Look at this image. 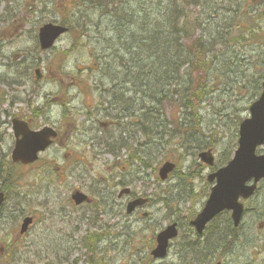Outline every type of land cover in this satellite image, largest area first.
I'll use <instances>...</instances> for the list:
<instances>
[{"label": "rangeland", "instance_id": "374dc122", "mask_svg": "<svg viewBox=\"0 0 264 264\" xmlns=\"http://www.w3.org/2000/svg\"><path fill=\"white\" fill-rule=\"evenodd\" d=\"M66 1L61 0L60 6L66 5ZM125 1L112 0L111 10L117 7L118 12L125 13ZM151 1L135 0L129 7L147 8ZM193 1L195 4H188L185 9L190 17L188 24L193 25L197 16L206 22L195 29L194 36L210 33L212 24L208 18L212 17L209 16L212 11L208 15L201 7L208 2L209 6L220 7L213 11V14L219 13L220 21L216 23L220 24V31L224 26L241 25L239 20L234 21L236 13L227 10L236 0ZM84 5L81 13L75 9L79 11L76 18L82 15L79 27L75 24L73 31L61 37L53 49L43 51L38 43L37 28L48 22L59 23L68 12L58 9L54 0H0V74L8 75L7 87L0 86L3 102L0 103V131L6 133L0 143L3 158L7 160L14 145L11 121L14 117L31 121L34 129L48 124L60 131L57 143L41 156L39 163L13 170L14 178L7 188L0 219V264H187L192 260L196 264H214L219 260L223 264H264V224L261 226V222L264 223V181L256 196L246 202L247 212L240 231L250 242L253 239L254 246L229 254L219 248V252L200 261L199 257L188 253L192 247H197L188 223L201 210L210 192L206 177L211 168L198 156L208 148L196 149L186 145L188 139L185 143L182 137H170L178 129L175 130L172 123L179 125L184 119L181 111L172 112L177 106L175 103L164 104L161 121L152 116L151 127L158 131L156 140L149 141L137 134L140 140L135 143H140L137 160L131 158L123 146L134 145L128 138L127 124L132 126V133L138 130L132 118L135 111H139L137 108L149 107L147 100L140 105L137 102L135 107L112 105L107 111L111 114L110 120L119 115L127 116L120 119L119 128L114 126L103 131L98 122L90 119L97 115L99 102L114 96L106 90L114 77H108L102 70L96 71L100 56L108 58L100 60L103 68L111 64L113 42L103 38H111V22L107 20L109 27L97 26L102 10L93 12L88 4ZM247 6L264 12V0H246L244 7ZM66 8L70 10L69 5ZM201 11L204 14L200 17ZM247 12L250 11H243ZM258 26L263 32L264 14ZM82 30L84 35H81ZM243 30V25L229 29L234 35L229 36L227 42L224 37L225 42L216 45L211 56L215 60L212 68L223 71L218 74L221 81L208 85V90L213 92L202 103L196 120L198 142L201 146H213L215 168L232 159L238 146L241 120L249 117L251 97L261 89L264 80V42L255 43L249 33L243 35ZM260 30L254 33L260 35ZM39 67L43 79L35 82L33 70ZM213 69L211 74H215ZM112 70L118 72V68ZM141 115L142 110L138 113ZM188 116L191 118L192 113ZM97 117L108 119L104 111ZM103 142L115 153L108 152ZM141 160L146 163H140ZM167 160L176 164L177 171L161 181L159 167ZM196 165L200 166L195 168ZM110 176L113 182H107ZM125 186H129L135 196L150 198L148 205L133 216L126 214L130 197L119 199L117 194ZM79 188L95 199L93 205H74L70 196ZM145 211L150 216L144 218ZM26 215H32L35 221L21 237L18 231ZM172 222L180 225V238L172 244L167 258L156 261L150 256V247L157 232ZM91 235L97 236L86 239ZM211 235L206 237L210 239ZM91 243L98 246V254L90 250ZM237 243L243 242L239 240L234 244Z\"/></svg>", "mask_w": 264, "mask_h": 264}, {"label": "water", "instance_id": "95a60500", "mask_svg": "<svg viewBox=\"0 0 264 264\" xmlns=\"http://www.w3.org/2000/svg\"><path fill=\"white\" fill-rule=\"evenodd\" d=\"M40 31V43L42 48L46 49L54 44V41L66 31V28L48 24L42 27ZM250 111H252V118L245 120L241 125L240 148L235 154V159L226 168L214 175L219 179V184L213 188L211 198L201 215L192 221V224L200 232L205 228L206 223L224 208L233 209V217L238 222L243 212L241 210L242 205L238 203V197H249L256 189V185L247 187L245 185L246 181L255 178V182H258L264 177V156L255 155L256 147L264 144V93L260 100L252 105ZM15 132L17 136L22 134L23 137L17 141L12 154L13 159L24 163L35 160L38 156L37 152L51 143L49 138L56 136V132L49 128H44L42 132L30 131L27 125L20 121H16ZM201 157L206 162L212 163V157H209V154H202ZM171 168L170 164H165L162 169V176L165 177ZM75 199L78 203L82 200V197L78 195L75 196ZM2 202L3 195L0 194V206ZM140 203H142L140 200L134 201L130 204L128 211L131 212ZM25 221L24 229L31 220L26 219ZM176 235V225L169 226L166 231L161 232L158 235L159 245L154 252L155 256H163L169 239Z\"/></svg>", "mask_w": 264, "mask_h": 264}, {"label": "trees", "instance_id": "16d2710c", "mask_svg": "<svg viewBox=\"0 0 264 264\" xmlns=\"http://www.w3.org/2000/svg\"><path fill=\"white\" fill-rule=\"evenodd\" d=\"M83 3L92 2L93 0H82ZM105 2L106 17L108 15H114L115 12L109 10V5L113 4L112 0H103ZM174 1V0H171ZM176 1V0H175ZM81 0H68V5L77 4ZM148 4V5H147ZM147 8L142 9L144 12V18H142L141 23L135 30H130L128 33L131 38L134 39L137 47L136 51L142 52L139 55V58L142 60V64L138 65L140 68H145L146 65L143 64L146 61V64L150 66L158 65L157 71L165 73L167 76L169 73H172L175 70L174 63L177 61L179 56L185 58L184 66L187 65V68L183 69L181 75L186 78H192L194 84L185 79L184 85H181L183 90L188 91L189 96L186 98V101L189 102L193 107V103L196 105V108L193 109L191 113L199 117L198 107L202 100L199 101L201 93L198 89L202 84V78L204 79L206 75L212 72V63L209 62V59L205 57L207 54L212 55L213 51L218 45V40H221V43L224 42L221 34H216V27L211 26L212 31L208 34L207 39L195 38L194 31L198 27H202V23L199 18L196 19V22L193 25H189V16L185 13L184 19L177 21L176 17L173 14L168 13V9L160 4V1H151L147 3ZM109 10V11H108ZM133 7L130 6V10H127V14L133 13ZM64 22H67L65 20ZM249 24V22H248ZM247 24V25H248ZM252 24H254L252 22ZM255 30L254 26H250L247 29V33H250L253 36L256 34L253 32ZM219 33V32H218ZM119 42L122 43L123 39L118 37ZM119 50L118 43H116ZM115 50V48L113 47ZM212 49L211 53L210 50ZM115 50V51H116ZM123 50H126L123 47ZM128 51V50H126ZM129 52V51H128ZM130 53V52H129ZM131 54V53H130ZM133 56V54H131ZM135 59L136 57L133 56ZM148 57L152 59L149 63ZM212 59V58H211ZM207 60V61H206ZM152 67V66H151ZM152 68L150 70L154 72ZM142 71V70H141ZM155 86L160 90L164 85V81L158 77L154 79ZM207 95V94H206ZM171 102V101H170ZM179 102V101H177ZM184 101H181L183 105ZM5 171H0V177Z\"/></svg>", "mask_w": 264, "mask_h": 264}, {"label": "bare ground", "instance_id": "6f19581e", "mask_svg": "<svg viewBox=\"0 0 264 264\" xmlns=\"http://www.w3.org/2000/svg\"><path fill=\"white\" fill-rule=\"evenodd\" d=\"M133 2H135V0H126L125 3L123 2L124 8L126 10H130L129 4H131ZM188 2H192V0H176V1L175 0L174 1L162 0V1H160V3L164 7H166L168 9V13L169 14H173L176 17L177 21H181V19H184V15L186 13L185 12L186 6L188 4H190ZM210 4L211 3H209V2L207 4L204 3L203 6H201V7L203 9H205V11H206V13H208V15L212 11L211 12L212 14L209 15V16L213 17V22H215V21L219 22L220 18L217 17V15L219 13L218 12H214V14H213V11L216 9L217 6L215 5L214 7H212V6H209ZM88 5L91 8L93 7V8H96V9L100 10V11L102 10V12H104L106 14L105 7H107V6L105 5V2L103 0H93ZM84 6H86V5L81 3L76 8L77 9H81V8H84ZM103 6H105V7H103ZM205 6H206V8H205ZM226 7L227 6H225V8ZM225 8H224V10H225ZM219 9H220V7L218 6L217 10H219ZM133 11H134L133 13H130L128 15L129 17L126 19L125 25L124 26L120 25L122 29L119 32L116 33L119 36H123V34L126 31V29L127 30H129V29H137V27L139 26V24L142 21V18H144V12H143L142 8H137V9H134ZM234 12H236L237 18L241 19V16H240L241 12H240V10H239V8L237 6H236ZM203 14L204 13L201 11L199 16L201 17ZM257 29L259 31L262 28H261V26H259ZM260 32H261V30H260ZM261 33H262L263 39H264V31L261 32ZM84 34H85V31L82 30L81 35H84ZM195 38H199V39H203L204 40V39L208 38V35L204 33L203 35H200L198 37L195 36ZM123 39H124L123 40L124 48L126 50H128L131 54H133V56H135L136 58H139V55L142 52H140V50L136 51L135 47H137V45H136L134 39L131 38L129 34H127L126 37H124ZM218 43H221V40H218ZM118 46L121 47V44L118 43ZM211 51H212V49L210 50V53H211ZM214 51H213V53H214ZM211 56H210V54H207L205 57L207 58V60L209 59V62H214L215 60L211 59L212 58ZM147 60L149 61V63L151 61H153L149 57H148ZM184 60H185L184 57L179 56L177 58V61L174 63L175 70H173L172 73H169L167 76L165 75V73H161L160 74V71H157L158 65L154 66V69H153V65L152 64L149 66L150 68H152L154 70V72H152V75L150 76V78L147 80L148 83H147V86H146V89L149 91V97L146 100H147V103L149 104V115L151 117L153 116L154 118H156V119L161 121L163 113H164V110H163L164 104H166L167 102H170V101H173V102L174 101L175 102L184 101L183 105L181 107V111H182V113L184 114L185 117H189L188 113L192 112L193 109L196 108V105L194 103H193V105H194V107H193L189 102L186 101V98L189 96L188 91L183 90V88L181 87V85H184L185 79L188 80L189 82H191L192 84H194V80L192 78H186V77H183L181 75L182 68L184 67V64H183ZM118 69L122 70L123 68H122V66H118ZM139 69L142 70V71L148 70L146 68H139ZM213 70H214L215 74H211L210 73V74L206 75L204 79L202 78V80H203L202 84L200 85V88L198 87V89H199V91L201 93V96L198 97V98H199V101L202 100L201 102H204L206 97L209 96L210 90H208L209 89L208 85L214 86L219 81H221L219 79V75L218 74H222L223 71H219L218 68H215ZM157 77L164 81L163 82L164 85H163L162 89H160V90L157 88V86L154 87L155 86L154 79L157 78ZM206 94H208V95H206ZM251 100H253V102H254L256 100L255 96H252ZM186 119H188V121L191 122L190 124H192L190 126V129H188L186 131H182V125L179 124L178 129L175 131L174 134H170V137H175V138L176 137H182L183 139H185V143H186V140L188 139L186 145H189V146L194 147L196 149H198V148L203 149V146H201V144L198 142V139H197L198 127H197L196 121H193L190 118H186ZM123 133L126 134V132H123ZM156 134H158L157 129L153 128V127H150V137L152 138V140L153 139L156 140V138H157ZM139 157H140V153L136 151L134 160H137ZM199 157H201V156H199ZM201 158H203V157H201ZM140 163L143 164L145 162L143 160H141ZM198 166H200V165H198ZM198 166L196 165L195 168H197ZM221 170H216V171L220 172ZM110 178H111V176L107 178V182H111L112 181V178L111 179ZM10 182H11V180H10ZM256 194L254 195V197L256 196ZM241 210L245 212L246 211V205L243 206ZM226 223H228L231 227H234L235 225H239V222H237L235 220V218H233V217L228 218ZM189 230H191V232L194 235V237L198 238V239H200L202 237H206V236L209 235V231L205 230V229H203L200 232L197 227H190ZM229 233L232 234L230 229H229ZM52 234L54 235V232ZM234 236L238 239V241L240 240L243 243L231 244L230 240H226L222 247L227 246V249H229V251H227L226 253H228V254L233 252V251H235L236 249H241V250L244 249L245 250V249H247V247H250V246L252 247V246L255 245V244L253 245V243H254L253 239L250 242L249 241L250 239L248 238L249 239L248 240L247 237H245V236H241V235L240 236L239 235H234ZM226 237L227 236H225L224 239H226ZM204 246H205L204 249L210 251L212 255H214V253L219 252V250H220L218 248H215V246L210 245L209 243H206ZM97 248H98V246L96 247L94 244L91 243L90 250L92 251L93 254H98ZM199 248L201 249L200 246L191 248L190 251H188V253L189 254L193 253L195 255L199 254L200 253L199 252L200 251ZM261 253H263V252H261ZM219 262H222V261L219 260ZM187 264H195V263L192 260V262H189Z\"/></svg>", "mask_w": 264, "mask_h": 264}, {"label": "flooded vegetation", "instance_id": "af4514ba", "mask_svg": "<svg viewBox=\"0 0 264 264\" xmlns=\"http://www.w3.org/2000/svg\"><path fill=\"white\" fill-rule=\"evenodd\" d=\"M103 125H104V126H106V127H108V125H110V122H109V124H108V125H107V124H104V123H103Z\"/></svg>", "mask_w": 264, "mask_h": 264}]
</instances>
